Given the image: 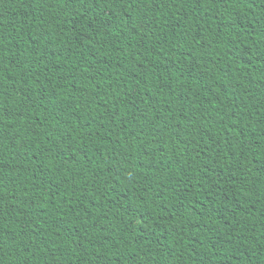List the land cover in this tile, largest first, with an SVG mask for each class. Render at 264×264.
<instances>
[{"label": "trees", "instance_id": "obj_1", "mask_svg": "<svg viewBox=\"0 0 264 264\" xmlns=\"http://www.w3.org/2000/svg\"><path fill=\"white\" fill-rule=\"evenodd\" d=\"M0 264H264V0H0Z\"/></svg>", "mask_w": 264, "mask_h": 264}]
</instances>
